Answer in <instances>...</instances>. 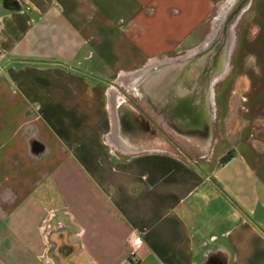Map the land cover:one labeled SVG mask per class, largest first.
I'll return each mask as SVG.
<instances>
[{"label": "crops", "instance_id": "1", "mask_svg": "<svg viewBox=\"0 0 264 264\" xmlns=\"http://www.w3.org/2000/svg\"><path fill=\"white\" fill-rule=\"evenodd\" d=\"M0 264H264V0H0Z\"/></svg>", "mask_w": 264, "mask_h": 264}, {"label": "rangeland", "instance_id": "2", "mask_svg": "<svg viewBox=\"0 0 264 264\" xmlns=\"http://www.w3.org/2000/svg\"><path fill=\"white\" fill-rule=\"evenodd\" d=\"M245 1H248V0H245ZM228 21H229V24H232L233 18L230 17ZM238 26L239 24L237 25V23H235V32ZM185 71H186L185 76L186 78H188L187 75L189 74L190 71L188 69ZM186 87L187 86H185V88ZM202 104L204 105V103ZM193 105L194 103H190L191 107H193ZM207 107L208 109L206 112L211 114V111H212V113L214 114V106L213 108H211L210 106H207ZM137 119L145 123V124L143 123L144 127L145 125L146 126L148 125L147 121H144L141 117ZM205 121H206V128L208 131V134L207 136L205 135V137L203 134L200 135L198 133H189L183 130L184 127H181V126H184L186 123L189 122L187 118L184 119V122L182 121L181 126H178L177 123L176 125L172 124L171 120L168 119L167 117L164 118L163 127L165 130V133L163 135L159 133L158 135L164 139V142L166 143L165 145L167 146L168 151L174 153L175 155L182 158L183 160H186V161L189 160L191 162L195 161L194 163L200 164L205 159L209 158L210 155L208 153H210V150L214 144V140L217 134L216 119L208 118V119H205ZM178 127H181V129ZM150 131H153V130H150ZM180 131L182 133H180ZM205 154L207 155V157H205Z\"/></svg>", "mask_w": 264, "mask_h": 264}, {"label": "built area", "instance_id": "3", "mask_svg": "<svg viewBox=\"0 0 264 264\" xmlns=\"http://www.w3.org/2000/svg\"><path fill=\"white\" fill-rule=\"evenodd\" d=\"M127 245L129 248V257L133 261H136L138 251L144 246V242L140 237L136 235H130L127 239Z\"/></svg>", "mask_w": 264, "mask_h": 264}, {"label": "water", "instance_id": "4", "mask_svg": "<svg viewBox=\"0 0 264 264\" xmlns=\"http://www.w3.org/2000/svg\"><path fill=\"white\" fill-rule=\"evenodd\" d=\"M115 85V84H114ZM190 102H187V101H183V102H180L179 103V106L181 107V109L184 111V112H186L187 114H190V113H194L193 111H194V109L191 107V109H190ZM187 110H189V111H187ZM199 119H196V118H193L192 119V121L193 122H197Z\"/></svg>", "mask_w": 264, "mask_h": 264}, {"label": "flooded vegetation", "instance_id": "5", "mask_svg": "<svg viewBox=\"0 0 264 264\" xmlns=\"http://www.w3.org/2000/svg\"><path fill=\"white\" fill-rule=\"evenodd\" d=\"M190 105V104H189ZM190 109H191V106H190ZM187 111H189V110H187ZM190 112V111H189ZM194 112V111H193ZM199 112V110H195V113H198ZM184 113H186V112H184ZM187 114V113H186ZM188 120H189V122L191 121V123L193 122L192 121V119L193 118H191V119H189V118H187ZM191 123H186L185 125H184V128H187V130H190V129H193V124H191ZM196 123H198V122H196ZM201 135V134H200Z\"/></svg>", "mask_w": 264, "mask_h": 264}, {"label": "trees", "instance_id": "6", "mask_svg": "<svg viewBox=\"0 0 264 264\" xmlns=\"http://www.w3.org/2000/svg\"><path fill=\"white\" fill-rule=\"evenodd\" d=\"M229 158V155H226L223 157V160H227Z\"/></svg>", "mask_w": 264, "mask_h": 264}]
</instances>
